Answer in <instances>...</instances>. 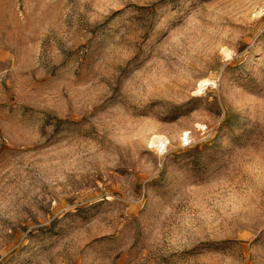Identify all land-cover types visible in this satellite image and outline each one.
Here are the masks:
<instances>
[{
  "label": "rangeland",
  "instance_id": "1",
  "mask_svg": "<svg viewBox=\"0 0 264 264\" xmlns=\"http://www.w3.org/2000/svg\"><path fill=\"white\" fill-rule=\"evenodd\" d=\"M0 264H264V0H0Z\"/></svg>",
  "mask_w": 264,
  "mask_h": 264
},
{
  "label": "bare ground",
  "instance_id": "2",
  "mask_svg": "<svg viewBox=\"0 0 264 264\" xmlns=\"http://www.w3.org/2000/svg\"><path fill=\"white\" fill-rule=\"evenodd\" d=\"M209 83V80H202V81H200L199 82V87H202V86H205V85H207ZM166 141V140H165ZM151 142L152 143H154V142H157L158 143V145L157 146H163V147H165L164 145H165V143H164V140H163V138H161L160 136H153L152 137V139H151Z\"/></svg>",
  "mask_w": 264,
  "mask_h": 264
}]
</instances>
